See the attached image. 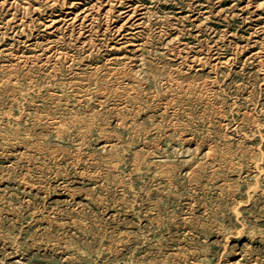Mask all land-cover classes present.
Masks as SVG:
<instances>
[{"label":"rangeland","instance_id":"374dc122","mask_svg":"<svg viewBox=\"0 0 264 264\" xmlns=\"http://www.w3.org/2000/svg\"><path fill=\"white\" fill-rule=\"evenodd\" d=\"M0 264H264V0H0Z\"/></svg>","mask_w":264,"mask_h":264},{"label":"bare ground","instance_id":"6f19581e","mask_svg":"<svg viewBox=\"0 0 264 264\" xmlns=\"http://www.w3.org/2000/svg\"><path fill=\"white\" fill-rule=\"evenodd\" d=\"M11 75V74H10ZM12 82V81H11ZM198 83V82H197Z\"/></svg>","mask_w":264,"mask_h":264}]
</instances>
